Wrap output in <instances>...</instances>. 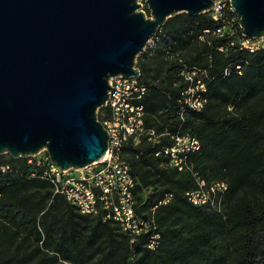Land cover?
Returning <instances> with one entry per match:
<instances>
[{"label":"trees","instance_id":"1","mask_svg":"<svg viewBox=\"0 0 264 264\" xmlns=\"http://www.w3.org/2000/svg\"><path fill=\"white\" fill-rule=\"evenodd\" d=\"M145 12L150 16L148 5ZM210 24L207 13L169 18L137 65L148 88L146 125L158 131L180 123L184 65L208 69L209 101L201 112L185 114L182 129L202 143L191 157L194 169L208 182L228 183L223 214L188 201L186 192L196 187L192 174L149 156L158 146L128 145L124 158L136 179L139 211L174 195L155 211L160 248L151 252L136 244L132 257L128 238L104 212L80 214L54 195L49 182L28 178L24 159L3 154L0 167L12 171H0V264H264V52L216 51L223 41L211 47L200 40ZM232 62L242 63V74L225 77ZM149 189L153 194L145 198Z\"/></svg>","mask_w":264,"mask_h":264},{"label":"water","instance_id":"2","mask_svg":"<svg viewBox=\"0 0 264 264\" xmlns=\"http://www.w3.org/2000/svg\"><path fill=\"white\" fill-rule=\"evenodd\" d=\"M218 0H0V155L46 150L61 169L107 152L98 111L109 80L140 76L137 58L169 18ZM247 37L264 35V0H230Z\"/></svg>","mask_w":264,"mask_h":264},{"label":"built area","instance_id":"3","mask_svg":"<svg viewBox=\"0 0 264 264\" xmlns=\"http://www.w3.org/2000/svg\"><path fill=\"white\" fill-rule=\"evenodd\" d=\"M230 0H218L205 13L212 24L206 26L200 40L220 53L231 50L256 54L264 52V35L247 37L243 34L240 18ZM156 38V37H155ZM157 42L155 43V45ZM242 74V63H229L224 76ZM183 87L179 98V125L175 130L158 131L146 125L144 100L148 91L140 76L118 75L110 78L109 99L102 107V123L109 133L106 155L98 162L83 169H61L52 162L46 150L22 157L27 164L28 178H40L49 182L54 195L64 197L76 210L87 216L105 213V220H112L119 232L128 238L132 257L136 244L148 251H157L162 244V233L155 218L159 205L170 203L174 195L164 194L158 205L146 212L137 206L136 179L130 163L124 158L128 145L134 148L144 143L158 146L151 157H163L167 167L180 173L190 172L196 187L186 192L188 201L197 207H205L218 213L224 212L223 200L228 190L226 181L208 182L193 167L191 157L202 148L201 141L189 132H183L182 120L187 112H201L207 105V68L184 65L181 71ZM20 159V158H19ZM2 173L12 171L9 165L0 167Z\"/></svg>","mask_w":264,"mask_h":264},{"label":"rangeland","instance_id":"4","mask_svg":"<svg viewBox=\"0 0 264 264\" xmlns=\"http://www.w3.org/2000/svg\"><path fill=\"white\" fill-rule=\"evenodd\" d=\"M141 4H142V7L140 8V10H143V11H145V8H146V6H147V3H146V0H138ZM146 13V12H145ZM147 15V14H146ZM157 42V38H154V39H151L150 41H149V43H148V45H147V47H146V49H145V51L144 52H146V51H148V53H149V55L151 54V49L153 48V46H155V43ZM143 54V53H142ZM141 55V54H140ZM139 58V57H138ZM138 58H137V60H138ZM147 59V58H146ZM145 59V60H146ZM136 67L137 68H139L138 67V65H137V63H136ZM102 109H99V111H98V118H101L102 116ZM144 194H145V198H147L148 196H151L152 194H153V191H152V189H149L148 191H146V192H144ZM85 223H87L86 221H85Z\"/></svg>","mask_w":264,"mask_h":264}]
</instances>
